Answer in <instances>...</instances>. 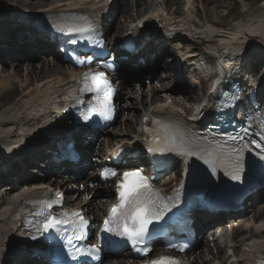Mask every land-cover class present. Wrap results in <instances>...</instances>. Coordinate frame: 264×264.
<instances>
[{
    "label": "bare ground",
    "instance_id": "6f19581e",
    "mask_svg": "<svg viewBox=\"0 0 264 264\" xmlns=\"http://www.w3.org/2000/svg\"><path fill=\"white\" fill-rule=\"evenodd\" d=\"M0 1L9 3L4 4L0 8L2 13L0 17H5L4 13H7L10 9L17 8H25L40 13L50 8H53V10L63 9L67 11L76 9L78 5L83 6V0H55L50 3L41 2L40 0ZM226 1L227 0H130V2H128L127 0H119L121 18L117 19L114 28L117 34H119L120 31L128 27V24L134 22L137 16H144V12L148 13L154 11V14L159 15L162 21L167 24L172 22L175 16H179V18H177L179 25L173 28L178 32L175 36L170 37V42H168L169 45L171 43L172 45L174 43H180L179 48L181 49H186L188 47L193 48L194 46L192 47L190 43H188V38L197 37L201 40L213 38L215 45L214 49L219 51L216 60H219V58L222 59L225 55L232 56L234 62L242 60L246 57L245 55L250 53L253 49L259 51L262 49V51H264V0H262L257 7L258 11L253 7H244L241 10L243 18L237 21V23L230 21L225 22L222 20L224 15L218 12V10L226 6ZM124 17H126V19ZM152 17L153 14L147 17L146 20ZM196 17L199 18V22L201 21L200 24L199 22L197 24L195 23ZM175 24L177 23L175 22ZM217 27L224 29L217 30ZM189 53V51L182 52L180 56L181 60L190 61L191 59L189 57L191 56ZM30 60H34V58L30 59L29 57V59H27L28 62ZM220 61L217 63H220ZM40 64L41 68L38 69L37 65L31 63L22 64V62L17 59L11 63L5 61L3 65L0 66V155L6 156L11 153H16L19 151L17 148L24 150V144L29 139L34 138L40 143H44L47 140V138L41 139L40 136L43 134L42 129L46 131L45 127L49 124L44 114L45 111L50 108V104H52L50 97L59 92L63 93L66 91L76 74V71L73 69L67 70V75H69V77L65 79L59 76L62 70L55 61L51 59H41ZM238 65L239 63L235 64L236 67H238ZM177 67L178 66H176V68ZM194 70L198 74L201 73L199 68H195ZM49 73H54L57 77H48L45 79ZM159 81L164 84L162 89L165 91V94L160 95L159 90H157L155 86H152L151 92L156 96L159 103L150 104L149 108L146 109V112L149 114L169 113L184 118L185 113L192 114L195 110V107H189L186 101H193L195 104H198L199 107L205 105L198 102V99L196 100V92H194L192 87H174L170 75L161 76ZM180 85L181 84L178 83V86ZM149 86L151 87V84ZM18 94L21 96L18 97ZM121 96L124 97L123 99H127L123 95V92ZM206 96H208L210 100L213 99V94L209 92L203 95V101ZM139 97L140 96H138V98ZM170 99H172V101L169 103L168 100ZM137 102L139 103V101ZM129 106L134 107L133 103H130ZM146 106L148 107L147 104ZM202 109L206 111L208 107H203ZM5 115L8 116L4 118ZM144 115H146V113L143 114V119ZM41 118L45 123L42 126L33 128L38 125ZM128 121V123H125V129L130 130L133 127V118H131V120L129 118ZM22 128L24 129L23 132H21ZM118 135L120 137L119 140L124 141L125 144L130 143L129 139H131V136L127 138L125 133H118ZM16 144L21 146H16ZM56 183H58V185L61 184L57 180H53L52 184ZM35 185L36 184H26L23 186H15L13 189L14 191L12 190L13 192L7 194V196L3 194L0 198V256L15 251L18 246L21 245L22 237L18 238L16 222H18L22 215L23 209L21 208L24 201L30 196L31 192L33 193L36 187ZM89 187L90 185L88 188ZM90 192L93 193L95 190L90 188ZM103 193V190H100V188L96 189L94 197L98 199V197L104 196ZM1 194L0 192V195ZM85 200L86 199L83 201ZM103 205L104 204L101 206ZM229 231H232L235 239H238L239 236L242 237L243 234L246 235L241 240L242 248H245V245L248 243L252 249L250 252H246L243 249V253L237 257V252L239 250L232 246L229 248V254L225 256V260L232 259L236 264H254V259L256 257L264 255V205L259 206L255 212H252L250 216L246 217V219L241 221L235 228L229 227L228 232ZM223 236L222 234L215 237V247L219 250L220 255H223L225 252L222 242ZM219 260H223V257L220 256Z\"/></svg>",
    "mask_w": 264,
    "mask_h": 264
},
{
    "label": "snow or ice",
    "instance_id": "6c2138e0",
    "mask_svg": "<svg viewBox=\"0 0 264 264\" xmlns=\"http://www.w3.org/2000/svg\"><path fill=\"white\" fill-rule=\"evenodd\" d=\"M60 32H64L65 28L53 25ZM68 32L80 31L76 28H67ZM71 43H76V40H71ZM89 61L91 57L87 58ZM83 64L84 60L77 61ZM82 92H90L96 96L97 103L88 106L87 114L83 115L85 121H90L94 116H99L104 120H112L114 113L113 105V89L107 80L105 72H87L84 74V82L81 88ZM147 119V117L145 118ZM242 137L229 136V140H237ZM156 141L162 142L159 136L156 137ZM170 147L168 150L176 151L181 155L186 156H199L204 160V163L213 166V172H215L216 164L218 162H224L225 159L231 162L232 171L227 174L234 181L241 179L242 167L240 164L241 150L232 149L228 152H224L223 148L209 151L202 147L199 141L194 137H188L183 132L179 134H173L171 137H165L164 141ZM249 143L255 144L256 147H261L256 141H250ZM247 147V145H245ZM164 148H148L149 152L164 151ZM207 157V158H205ZM264 158V156H262ZM112 176H116L115 169L111 172ZM107 178V177H105ZM178 191V190H177ZM118 202L110 209L108 215L103 221V231L111 233L117 236L126 237L134 245L137 242L143 240V238L149 233L150 226L154 223L160 222L167 211L168 201L171 197H164L159 189L152 186L150 177L145 176L140 169L132 171H125L122 174V179L117 184ZM57 199L52 200L46 204L47 208H52L54 204L60 202L62 193L57 192ZM87 221L84 218L81 211L77 210L72 213H65L63 217H57L49 214L36 228L37 232L46 233L50 231L60 232L63 231L65 235L61 237L65 241L64 247L68 248V256H71L73 260L80 261V264H85V261L81 260V257L90 256L94 259H99V251L95 245H91L90 251H81L80 248H72L74 240L87 239V232L85 226ZM61 226H65L63 229ZM68 226H71V232L68 231ZM35 239V237H33ZM186 247V245L184 246ZM181 247V251L184 250ZM139 250V249H138ZM150 251L147 247L142 250V254L147 255ZM147 264H179L174 257H161L159 260H153L147 262ZM264 264V262H261Z\"/></svg>",
    "mask_w": 264,
    "mask_h": 264
},
{
    "label": "rangeland",
    "instance_id": "374dc122",
    "mask_svg": "<svg viewBox=\"0 0 264 264\" xmlns=\"http://www.w3.org/2000/svg\"><path fill=\"white\" fill-rule=\"evenodd\" d=\"M40 1L41 2H45V3H50V2H53L55 0H40ZM56 1H58V0H56ZM127 1L130 2V0H127ZM261 1L262 0H227L226 1V6L223 7V8H221V9H219L218 12H220L221 14L224 15V17L222 18V20H224L225 22L226 21H230V22H233V23H237V21H240V19L242 20V18H243L242 17V11L241 10L244 7H247V8L253 7L254 9H256L258 11L257 7L259 6V4H260ZM0 2H2V1H0ZM3 4L4 3H0V8H1V5L3 6ZM155 8H156V6H155ZM144 14H146V13L144 12ZM144 14H142V15H144ZM139 15H141V14H139ZM124 18L126 19V17H124ZM198 22L199 21L197 20V23ZM200 23H201V21L199 22V24ZM217 28H218V30L222 29L220 27H217ZM39 61H40V58L36 59L35 62L32 63L33 65H37V68L38 69L41 68V64L39 63ZM25 63L26 62H24L23 64H25ZM60 64L61 65H59V66H60V68L62 70L61 71V74L67 75L66 72L68 70V67L66 65L62 64V63H60ZM164 74L165 73L162 72V74H160V75H162V77H163ZM48 77H54L55 78L56 77V74L49 73V74H47V76L45 77V79H47ZM158 78H160V76ZM43 81H45V80H43ZM156 83L157 84H156L155 88L161 89V87L164 85L161 81L159 82V79H157ZM185 88H186V86H185ZM146 91H147V87L146 86H142L140 83H131V84L125 85V92L127 94V101H125L123 103V106L126 108V107L129 106V103L132 102L134 107H130L128 109L126 108V110L121 113L120 119H122V116H123V118H124V119H122L123 122L122 123L120 122V123L117 124V126L114 129L115 130L114 133H117L118 131H127L128 132V129L127 130H124V128H125L124 123H126V120H127L128 117L130 118V120H131V118H133V122H132V126L133 127L131 129L134 130V127L137 125L138 120L141 118L140 116L142 114V109L144 107L143 106V101H144V99L147 101V98H148L147 97V94H146ZM159 92H160V94L164 95V92H163L162 89L159 90ZM138 95H140L143 98V101L141 103L142 104L141 106L137 102ZM17 96L20 97L21 95L18 94ZM195 96H196V99L197 98L198 99L200 98L199 93L195 94ZM139 101L141 102V99ZM186 104L188 106L190 105L187 102H186ZM7 116L8 115H5L4 118H6ZM94 199H95L94 202H96L97 205H98V204H101L102 202L103 203H106L109 198H107V196H102V197H98V199H96V198H94ZM255 211H256V209L252 210L251 212H255ZM251 212H249L248 214H250ZM244 236H246V235H243L242 237H244ZM200 264H202V263L200 262Z\"/></svg>",
    "mask_w": 264,
    "mask_h": 264
}]
</instances>
